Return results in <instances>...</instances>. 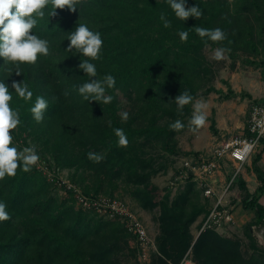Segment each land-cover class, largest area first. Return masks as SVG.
I'll return each instance as SVG.
<instances>
[{
    "label": "trees",
    "instance_id": "1",
    "mask_svg": "<svg viewBox=\"0 0 264 264\" xmlns=\"http://www.w3.org/2000/svg\"><path fill=\"white\" fill-rule=\"evenodd\" d=\"M186 5L191 4L187 1ZM161 6L156 0H85L77 6L75 12L67 8L57 9L55 17L48 15L49 6L44 9L45 18L32 31L49 41L50 55L41 56L34 65H21L20 75L6 72L4 60L0 58V80H4L9 90L13 91L11 104L13 108H19L20 125L26 124L36 129L46 138L47 143L53 142L58 165L63 168L75 167L76 172L82 170L79 180L74 179L75 182L84 184L88 180L85 173H91L98 180L103 178L117 188L119 179L128 171V177L135 176V183L139 185L148 181L150 174L136 175L133 169L135 158L128 157V151L136 146L141 147L137 143L140 139L155 135L163 140L165 149L174 150V132L158 126V123L165 115L177 117L182 114L173 111L176 108L174 100L179 94L188 91L193 100L197 97V81L201 71L196 70L199 63L192 65L191 50H200L205 42L196 34L195 27L213 29L215 21L230 6L216 1L210 5L206 18L185 30L184 25L188 21L178 19L174 12L162 10ZM236 6L238 14L242 7L241 15H247L246 19L253 13L257 17L258 38L264 45V11L261 0H238ZM243 6L248 7L251 13L247 14ZM161 13L171 21V27L163 26ZM80 23H86L91 30L98 31L104 42L101 58L90 62L96 65L98 77L111 74L116 79L115 88L106 93L113 96L109 104L85 101L78 93V87L89 80L78 67L81 60L86 58L65 50L69 44L67 37ZM180 31L189 34L187 42H182V46L180 38L174 36V33ZM247 35L252 44L255 36L252 28ZM231 42L234 46L233 38ZM207 44L213 48L231 49L232 46L227 42L221 44L208 41ZM252 49L258 50L255 43ZM13 81L29 85L33 91L32 101L25 103L18 99L11 88ZM212 91L225 100L237 95L232 89L225 93L210 88L209 92ZM121 94L127 95L129 100L135 95L139 106L138 116L133 118L135 120L122 121ZM37 96H43L48 101L44 119L40 123L33 119L30 112ZM171 101L172 105L166 106ZM188 107L186 105L183 111ZM139 118L146 120L149 126H135ZM215 126L216 122L213 121L211 127L217 134ZM115 128L124 130L129 141L127 147L118 146V138L113 131ZM90 151L102 154L104 159L100 163L89 160ZM187 154L186 157L201 155L200 152ZM262 155L260 152L253 164L261 185L251 194L243 184L246 191L243 206L253 213L255 224L264 230V204L261 202L264 196V172L259 166ZM188 185L187 192L181 194L172 206L168 202H154L152 194L146 191L145 200L142 201L145 209L161 206L164 216L170 215L173 222L177 223L175 228L180 246L177 262L192 249L196 264H264V254H254L246 259L239 244L223 238L217 230L202 233L193 244L190 225L203 215L200 230L213 203L207 201L194 182L190 181ZM52 186L35 166L29 172L22 171L21 166L14 177L5 176L0 180V202L7 205L6 210L11 216V219L0 222V264H115L113 258L121 251L119 241L123 237L117 235L118 229L113 222L101 219L104 217L94 212L77 210L71 204L59 202L52 195ZM100 186L91 192L89 185H84V193L99 196V188L104 187L103 184ZM195 191L205 198L206 206L196 207L187 216V197ZM120 224L122 231L133 237ZM163 251L168 254L166 250Z\"/></svg>",
    "mask_w": 264,
    "mask_h": 264
},
{
    "label": "rangeland",
    "instance_id": "2",
    "mask_svg": "<svg viewBox=\"0 0 264 264\" xmlns=\"http://www.w3.org/2000/svg\"><path fill=\"white\" fill-rule=\"evenodd\" d=\"M156 1L162 4V10L173 12L167 0ZM187 1L191 4L190 6L187 5V7L199 5L203 12V16L198 20L194 17H189L187 19L188 24L184 25V30L190 25L194 26L199 24L202 18H206L209 14L211 4H214L216 1H219L221 4L227 3L230 9L224 11L215 21L213 29L217 27L221 28L227 34V39L220 42L221 44H225L226 42L229 43L230 41L229 44L232 45L231 39L233 38L235 45L231 46V51L226 53V58L221 61H216L211 58L216 48L210 45L207 47L204 46L200 48V50H195L194 48L191 50L193 52L192 65L199 63V67L196 70L201 71V77L197 81V97L193 100V103L201 98L208 103L207 121L205 126L198 132L193 133L190 131L189 121L192 116L193 108L192 104H189L188 109L183 111L182 114L176 113L179 114V116L174 117V115H165L158 123V126L169 128L171 123L180 120L185 125L180 131H174L169 128V130L175 134V136H173V145L175 146L173 151L165 149L163 140H161L160 137L158 138L157 135L149 137L148 139H140L137 143L141 145V147L136 146L132 148L131 151H128L127 156L135 158L133 169L136 175L150 174L148 181L138 185L135 183V176L129 178L128 171H126L124 176L119 179L118 185L116 186L117 188L113 187L112 184L103 178L98 180V178L91 175V173H85L84 176H86L88 180L84 184L75 182L74 179L79 180L82 170L76 172L75 167L63 168L58 165L54 155L55 149L53 147V142L47 143L43 135H40L36 129L26 124H23V126L19 125L17 129L12 131L13 146H16L18 150L31 146L29 142L36 146L40 160L35 167L37 169L40 168L39 170H41L53 184L52 195L59 202H66L67 204L73 205L77 210H81L77 205L75 194L67 192L64 185H73L84 193V185H89L91 192H93L95 188L102 187L100 185L103 184V189L99 188V196H110L108 194H113L124 198L132 205L135 211L138 212L148 228L152 242V245L147 250L142 249L134 237L122 231L123 227L120 224L122 222L118 221V219L114 220L99 217L105 221L113 222L115 228L118 229L117 235L123 237L119 241L121 251L113 258L115 264H182L187 257L196 264L192 249L177 262L176 256L180 251V246L178 247L179 240L175 226L178 225L173 222L170 215L164 216L161 206L150 209L143 208L142 201L145 200L144 191L152 194L154 202H168L169 206H172L180 195L187 192L189 188L188 183L177 188L171 187L173 171L183 158L188 155L187 153H190L185 149L192 146L199 138L218 135L211 127L213 121L216 122L215 129L218 131V120H220L222 124L229 123L232 126H238L245 122L247 123L252 106L256 102L264 101V45L260 43L258 38L259 22L254 13L246 19L247 15H241V7L239 9L240 14H238V6H236L238 0H231V3L229 0H186V2ZM261 3L264 11V1L261 0ZM243 10L247 14L251 13L246 6H243ZM254 10L255 9H253V12ZM239 20H241V22ZM250 28H252V32L255 35L253 43L256 44L258 50L252 49L253 43H250L251 40L247 35ZM174 36H177L176 39L179 37L178 33H174ZM180 44L182 46V42H180ZM177 50L182 53L184 52L183 49L180 48H177ZM251 62L255 64L253 65ZM210 88L222 90L225 93H228L229 90L232 89L237 95L232 99L225 100L217 92H209ZM173 96L175 97V94H173ZM135 99L136 97L134 94L131 100L128 99L127 95H120V113L124 111L128 112L129 118L127 121L135 120L133 118L138 116L139 106ZM172 103L173 101H171V103L167 102L166 106L169 104L172 105ZM173 111H176V108H174ZM135 126L147 127L149 123L139 118L135 121ZM22 127H24L26 131H24ZM263 140L261 141L260 148L253 156L254 159L260 152L264 153ZM55 174L59 179L54 177ZM240 184L241 183L238 185ZM243 184L244 181L240 185V189L243 192L242 203H239L240 205H237L236 208L238 207L250 213V211L243 206V200L246 198V191L244 190ZM254 186L255 183H252V187ZM246 189L247 191L249 190L247 187ZM235 200L237 201V199ZM262 202H264V198H262ZM203 206L205 207L206 205L201 193L196 191L191 192L185 204L187 216L191 215L196 207ZM202 218L203 215L199 217L195 223L190 225V234L194 238L193 244L199 237V224ZM218 232L223 238L237 242L240 246L242 255L246 259L251 258L254 254H264V230L260 229V227L255 224L254 216L252 221H247L243 225H237L235 223ZM163 250H166L168 254L166 255ZM169 254H171V256H168Z\"/></svg>",
    "mask_w": 264,
    "mask_h": 264
},
{
    "label": "clouds",
    "instance_id": "3",
    "mask_svg": "<svg viewBox=\"0 0 264 264\" xmlns=\"http://www.w3.org/2000/svg\"><path fill=\"white\" fill-rule=\"evenodd\" d=\"M85 0H0V58H3L5 71L17 75L22 73L21 65L37 63L38 59L48 57L50 55L49 41L42 39L33 34V29L40 21L45 18V8L50 6L48 15L50 17L57 16V9L75 12L77 6L84 3ZM231 3V0H229ZM168 5L174 12L175 16L183 21L189 17L197 20L203 16V12L199 5L187 7L186 0H167ZM160 20L163 21L165 28L171 27V21L167 19L164 13H161ZM196 34L205 42L213 43L222 42L227 39V34L221 28L206 29L203 27H195ZM181 42H187L188 32H178ZM69 41L65 50L68 53L80 54L86 59H82L78 67L82 70L89 80L78 87L79 95L88 102L96 101L103 104H109L113 100L112 95H108L107 90L115 88L116 79L111 74L98 77L97 67L90 61L99 60L101 58V49L103 40L98 31L91 30L86 23H80L71 31L67 37ZM230 43V41H229ZM230 48L218 47L212 54V59L221 61L226 58V53L230 52ZM11 88L19 100L27 103L32 101L33 91L25 82L13 81ZM67 96L68 93L65 92ZM13 100V91L9 90V86L0 80V180L5 176L14 177L17 169L21 168L24 172L31 171V168L38 164L40 157L34 144L18 150L13 146L12 131L17 129L21 124L19 108H13L11 102ZM171 103V102H170ZM174 103L178 113H182L186 105L192 104V116L189 121L190 131L198 132L203 128L207 121L208 103L203 99H198L193 103V96L188 91L179 94ZM48 108V101L43 96H37L30 112L33 119L40 123L44 119V113ZM122 121L129 118L128 112L120 113ZM111 126V122H109ZM185 127L182 121L176 120L169 125L174 131H180ZM115 136L118 138L119 147L128 146V138L121 128L113 129ZM251 146L246 145L244 151L247 152ZM88 159L100 163L104 156L100 153L89 152ZM7 205L0 202V222L11 219Z\"/></svg>",
    "mask_w": 264,
    "mask_h": 264
},
{
    "label": "built area",
    "instance_id": "4",
    "mask_svg": "<svg viewBox=\"0 0 264 264\" xmlns=\"http://www.w3.org/2000/svg\"><path fill=\"white\" fill-rule=\"evenodd\" d=\"M246 131L243 134H234L217 146L212 154L201 153L198 157L183 158L172 173V188L192 181L206 198L213 201L209 215L199 230V235L208 230L219 231L236 223L235 208L227 201L226 195L239 177L243 166L252 159L264 139V101L252 106ZM246 145L251 146L247 152L244 151ZM224 159L237 164V169L227 182L224 191L218 194L214 180L222 168L221 161ZM54 177L59 179L56 174ZM64 188L70 194H75L80 209L94 212L104 218L120 220L142 249L150 248L152 242L148 228L129 202L118 196H88L73 185H64ZM182 264L194 263L187 257Z\"/></svg>",
    "mask_w": 264,
    "mask_h": 264
},
{
    "label": "crops",
    "instance_id": "5",
    "mask_svg": "<svg viewBox=\"0 0 264 264\" xmlns=\"http://www.w3.org/2000/svg\"><path fill=\"white\" fill-rule=\"evenodd\" d=\"M218 123H219L218 124L219 131L217 133L218 135L216 136L211 135L207 138H199L195 141V143L192 146H189L185 150L188 152L193 151L195 153L200 152L202 154H212L213 150L221 143L231 138L234 134L245 133L247 128L246 122L238 126H232L229 123L222 124L220 120H218ZM253 164H254V158L252 157V159L243 166V169L239 177L237 178L236 182L233 184L228 194L226 195L227 201L230 202L232 206H234L235 208L234 216L237 225H243L247 221L253 220L254 215H252L253 214L252 212L248 213L247 211H243V209L241 210L238 207L236 208L237 205L238 206L240 205L239 203H242L243 192L240 189V185L243 183V181H244V185H246V187L249 189V192L251 194L254 193L261 185V182L258 178V174ZM221 165L222 168L214 180L215 188L218 194H221L224 191L227 182L234 175L237 169V164H235L234 162L228 159L222 160ZM259 166L262 168L264 172V153L262 155L261 161L259 162ZM239 183L241 184L238 185ZM252 183H255L254 187H252ZM262 198H264V196ZM206 199L207 201L213 203L212 200L208 198ZM235 199H237V201ZM262 203L264 204V202Z\"/></svg>",
    "mask_w": 264,
    "mask_h": 264
}]
</instances>
